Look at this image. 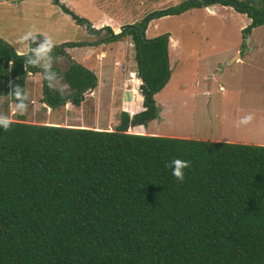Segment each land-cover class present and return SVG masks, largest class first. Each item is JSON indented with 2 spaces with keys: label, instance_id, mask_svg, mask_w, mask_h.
I'll return each mask as SVG.
<instances>
[{
  "label": "trees",
  "instance_id": "1",
  "mask_svg": "<svg viewBox=\"0 0 264 264\" xmlns=\"http://www.w3.org/2000/svg\"><path fill=\"white\" fill-rule=\"evenodd\" d=\"M213 5L250 20L242 38L264 25V0H185L118 34L104 28L108 36L98 42L130 36L141 79L142 110L120 112L113 130L24 123L21 116L0 128V264H264V145L138 135V126L157 117L153 95L169 75L165 36L141 37L148 21ZM83 45L60 44L51 56ZM29 55L36 58L0 40V96L9 108L18 102L10 82L24 89L27 73L40 74L48 108H79L95 86L91 72L71 63L61 75L63 95L48 86L44 68L25 70ZM176 158L191 162L183 181L166 167Z\"/></svg>",
  "mask_w": 264,
  "mask_h": 264
},
{
  "label": "rangeland",
  "instance_id": "2",
  "mask_svg": "<svg viewBox=\"0 0 264 264\" xmlns=\"http://www.w3.org/2000/svg\"><path fill=\"white\" fill-rule=\"evenodd\" d=\"M108 1V11L113 13V18L128 20L122 23L130 25L140 22L149 13L177 7L185 0ZM41 21L40 18L36 20L35 27H43L45 22ZM52 21L50 19L48 22ZM65 24L64 20L58 23L60 28L64 27L65 39L59 35L63 38L61 41H75L76 37L80 39V31L78 35L70 23ZM248 24L245 15L235 13L230 7L215 5L213 8H189L180 14L148 21L145 39L165 36L169 75L164 86L153 95L157 117L146 123L143 127L145 131L163 137L203 141L222 138L231 143L264 144V25L251 29L242 38L241 30ZM107 36V32L94 33L93 41L88 42V46L96 45L93 43H99ZM122 41L119 49L106 48L104 64L98 67L101 66L100 77L95 75L98 85L93 89V97L85 95L82 108H73L68 104V107L50 108L51 112L47 114L46 107L40 104L41 86L38 81L40 87L35 91L25 86L28 100L24 102L29 105L26 113L20 114L15 108H9L7 96H0V115H7L13 121L21 116L22 122L39 125L45 117L47 121L59 122L65 115L73 118H70L67 127L113 130L118 124L119 113L123 112L120 110L122 100L128 101L124 108L129 114L139 109L141 100L138 88L141 82L133 42L129 35L124 36ZM109 52H113L112 57ZM49 55H54V52ZM71 55L76 53L72 52ZM55 59L56 55L50 61L52 69L58 70L61 77L71 61ZM48 60V57L41 58L38 67L44 68ZM27 77L31 78L29 75ZM33 77H36L35 73ZM50 83L52 88L59 90L64 86V91L60 92L67 94L62 77ZM95 94L101 97L97 105L102 108L96 110L93 116L90 110ZM248 114L254 116L252 122L237 127L236 122ZM75 115L77 118H74ZM76 119L79 121L75 122ZM138 130L142 132L139 126ZM129 132L133 134L132 129H128Z\"/></svg>",
  "mask_w": 264,
  "mask_h": 264
},
{
  "label": "crops",
  "instance_id": "3",
  "mask_svg": "<svg viewBox=\"0 0 264 264\" xmlns=\"http://www.w3.org/2000/svg\"><path fill=\"white\" fill-rule=\"evenodd\" d=\"M58 2L62 4L64 7H66L73 14L78 16L79 18L85 19L89 23V27L86 28L84 25H77L68 15L64 14L60 10L59 7L53 5L52 0H0V40L8 44L12 48V50L15 52L16 55H21V53H23V55L27 53H31L30 48H34L38 46V44L43 41L45 36H50L54 40L55 47L59 46L60 43L61 44H64V43L84 44L81 47L64 48L62 50L63 54L56 55L55 60L64 58L68 61H71V63L80 65L87 71L91 72L94 76L98 72V76L100 77L99 69L101 68V66L99 69L98 67L101 63L104 64L103 60L106 58V55H107L106 48L108 49L114 48V50L119 49L121 45H123L122 38L116 41L109 42V43L99 42L98 45H92V46H88V42L93 41L92 38L95 32L97 33H99L100 31L106 32V30L104 29L106 27L110 29L112 34H118L124 26L128 25V24H123L122 22L128 21V20H123V18L121 19L123 21H118L117 19L115 20L114 19L115 17L113 18V13H111V11H108V8H110L108 0H58ZM102 2L103 4L101 5ZM141 2H143V0ZM213 6H208V7L213 8ZM215 6H219V5H215ZM219 7H222V6H219ZM103 10H106V12L104 13ZM210 10L211 9H209V11ZM89 11L91 12V14L89 13ZM39 18L42 19L41 22L43 23L44 21L45 24L43 25V27L38 28V27H35L36 23L34 22L36 20L38 21ZM50 19H52L53 21L48 22ZM61 20L66 21V24H65L66 26L68 25V23H70L71 25L70 27L78 31V35L80 31L81 33L80 39L76 37L75 41H65V42L61 41L63 40V38L65 39V37H63L64 27L62 26V28H60V26L58 25L59 21ZM137 23H134V24H137ZM26 24H28L29 26H27ZM130 25H133V24H130ZM90 29L92 30L91 32H90ZM29 31H32L35 34H38L37 42L31 44V41H30L28 44L22 45L21 43L18 42L19 38L25 35ZM90 33H92L93 35ZM59 35H61L63 38H61ZM126 45L128 44L126 43ZM72 52H75L76 55H71ZM92 54L94 55L93 57H92ZM112 54L113 52L112 53L109 52V55L111 57H112ZM53 59L54 57H51V61ZM84 65L86 67H84ZM35 74H36L35 78L33 77L34 74H31V73L26 74L25 79H24V90H25V86H27V89L30 87L31 91L37 90L36 88L39 86L38 81L40 82V86H41L42 78L39 73H35ZM27 75H29L31 78H28ZM97 85H98V80L96 79V76H95L94 88L97 87ZM93 89L90 92L85 94L86 97L88 95L89 97H93V94H92ZM56 90L60 91L58 88H56ZM123 98L125 99V97ZM140 99L141 100L139 102V109L133 112L132 114H129L124 108L126 107L125 104L128 101L122 100L120 110L127 113L129 116L140 112L142 110V96L141 95H140ZM99 100H101V97L96 96L95 94V101L92 104L93 108H91L90 110V113L94 114L93 116L96 115V110H99L100 108H102L97 105V103H99ZM40 104H42L41 98H40ZM68 104L69 103H65L64 104L65 107H68ZM42 106H45V105L42 104ZM34 107L36 108V105ZM110 108L112 107H109V109ZM46 109L48 110L47 114L51 112L50 108L46 107ZM70 118L72 117L64 115L63 119L60 120L59 122L58 121L50 122V120L47 121L45 117L43 118L45 120H42L41 124L42 125L55 124L57 126H66L67 123L70 121ZM74 118H77V116L75 115ZM77 120L78 119L74 121L76 122ZM139 127H141L142 132L138 135H155V134H151L150 131H145L144 130L145 126H139ZM133 128L134 127L129 128V130ZM95 130H99V129H95ZM176 138H179V137H176ZM213 141L231 143V142H228L230 140L222 139V138H216ZM238 144H244V143L242 142ZM261 145H264V144H261Z\"/></svg>",
  "mask_w": 264,
  "mask_h": 264
},
{
  "label": "clouds",
  "instance_id": "4",
  "mask_svg": "<svg viewBox=\"0 0 264 264\" xmlns=\"http://www.w3.org/2000/svg\"><path fill=\"white\" fill-rule=\"evenodd\" d=\"M37 35L32 31L27 32L25 35L19 38V43L22 45L28 44L31 41L32 43L37 42ZM55 47V42L50 36H45L43 41L38 44V46L34 48H30V52L34 54L36 58H33L32 55L28 56L27 62L25 63V70H27L28 66L31 65L32 67H36L39 65V61L41 58L48 57L49 62L43 65L45 69V79L48 82V86L52 88V84L50 83L53 79L61 80V77L58 75L56 71H52V64H51V56L49 55L52 53L53 48ZM23 55V53H21ZM9 64L12 65L13 61H9ZM9 87L11 91L18 101L16 104L15 110L20 114H24L28 111V104L24 101L28 100V96L25 94V90L21 88L19 84H15L14 82H10ZM61 91H64V86L61 87ZM254 116L252 114H248L242 117L240 120L236 122V126L239 127L241 125H248L252 122ZM13 123V120L8 117L7 115H0V128H3L5 131L9 130ZM166 167H170L172 169V175L178 181L184 180V170L191 167V162L187 160H182L179 158L173 159L170 164H167Z\"/></svg>",
  "mask_w": 264,
  "mask_h": 264
},
{
  "label": "water",
  "instance_id": "5",
  "mask_svg": "<svg viewBox=\"0 0 264 264\" xmlns=\"http://www.w3.org/2000/svg\"><path fill=\"white\" fill-rule=\"evenodd\" d=\"M141 37H144V33L143 34H141ZM141 77V76H140ZM141 82V81H140Z\"/></svg>",
  "mask_w": 264,
  "mask_h": 264
},
{
  "label": "bare ground",
  "instance_id": "6",
  "mask_svg": "<svg viewBox=\"0 0 264 264\" xmlns=\"http://www.w3.org/2000/svg\"><path fill=\"white\" fill-rule=\"evenodd\" d=\"M130 73H132V72H130ZM133 74V73H132ZM131 75V74H130ZM57 126V125H56ZM67 127V126H66ZM140 134V133H139Z\"/></svg>",
  "mask_w": 264,
  "mask_h": 264
}]
</instances>
